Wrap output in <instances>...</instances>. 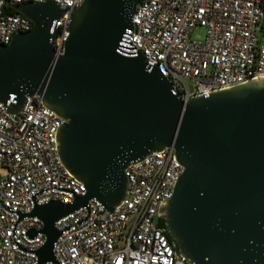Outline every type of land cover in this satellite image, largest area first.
Wrapping results in <instances>:
<instances>
[{"label":"water","instance_id":"obj_1","mask_svg":"<svg viewBox=\"0 0 264 264\" xmlns=\"http://www.w3.org/2000/svg\"><path fill=\"white\" fill-rule=\"evenodd\" d=\"M139 1L84 0L62 55L54 41L65 9L55 0L20 4L34 27L0 44V101L17 113L39 96L66 120L59 153L87 189L30 214L47 236L39 264L56 261L58 220L92 199L115 211L128 195L127 168L171 146L184 172L160 218L176 250L193 264H264V78L185 102L142 51L122 49Z\"/></svg>","mask_w":264,"mask_h":264},{"label":"built area","instance_id":"obj_2","mask_svg":"<svg viewBox=\"0 0 264 264\" xmlns=\"http://www.w3.org/2000/svg\"><path fill=\"white\" fill-rule=\"evenodd\" d=\"M31 1L48 0H0V44L33 29L24 14L7 12L8 5ZM55 1L65 9L54 41L62 55L73 13L84 0ZM199 27L205 29L201 40L193 38ZM121 46L133 56L142 51L185 102L264 78V0H140ZM9 104L0 101V264H39L47 236L44 222L30 214L52 201L73 203L87 189L59 153L66 120L39 96L28 97L17 113ZM175 154L166 147L132 163L128 195L115 211L92 199L58 220L56 261L45 264H193L159 221L162 203L184 172Z\"/></svg>","mask_w":264,"mask_h":264},{"label":"trees","instance_id":"obj_3","mask_svg":"<svg viewBox=\"0 0 264 264\" xmlns=\"http://www.w3.org/2000/svg\"><path fill=\"white\" fill-rule=\"evenodd\" d=\"M7 12L8 13H18L19 11L17 9V5H8L7 6ZM159 221H160L161 226H163L165 228V220L160 218ZM167 235H168L170 241L173 242V239H172L170 233L167 232Z\"/></svg>","mask_w":264,"mask_h":264},{"label":"rangeland","instance_id":"obj_4","mask_svg":"<svg viewBox=\"0 0 264 264\" xmlns=\"http://www.w3.org/2000/svg\"><path fill=\"white\" fill-rule=\"evenodd\" d=\"M204 35H205V29L204 28H197L194 33H193V38L194 39H198V40H201L204 38Z\"/></svg>","mask_w":264,"mask_h":264}]
</instances>
